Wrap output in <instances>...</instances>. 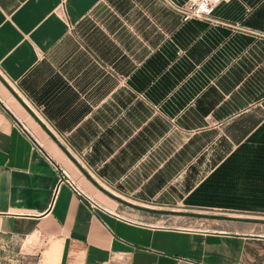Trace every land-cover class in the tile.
<instances>
[{"label":"crops","instance_id":"0c3cea01","mask_svg":"<svg viewBox=\"0 0 264 264\" xmlns=\"http://www.w3.org/2000/svg\"><path fill=\"white\" fill-rule=\"evenodd\" d=\"M211 25L163 0H0V264H264V209L187 213L225 210L203 204L222 187L264 195L227 161L264 129V93L236 107V89L264 80L187 79Z\"/></svg>","mask_w":264,"mask_h":264},{"label":"rangeland","instance_id":"374dc122","mask_svg":"<svg viewBox=\"0 0 264 264\" xmlns=\"http://www.w3.org/2000/svg\"><path fill=\"white\" fill-rule=\"evenodd\" d=\"M108 11H110V9H108ZM93 16L92 22L96 25V22L99 21V17L95 14ZM215 18L219 22H214L211 26H213V28L219 26L221 27V30H215L214 32L210 30V32L213 33L214 37L216 36L219 39V45L217 46L215 38L213 36L211 37L213 39L212 45H214V49L217 50V53H215L214 56L210 55L203 65L199 64L197 66V71L190 73L187 76V79L192 81L189 82L192 84L196 79L218 81L219 79L223 80V77L227 75L231 77L234 76L233 81L244 79L245 81H251L252 83L256 81L258 84L260 80L263 82L264 76H262L259 71L261 69L264 70V0H227L219 6ZM79 31L80 33L78 32L77 34L74 33L70 35L71 45L66 48L70 49L75 45L80 46L79 43H82V40H80L82 37L81 33L83 32L81 30ZM203 32H206V30ZM229 38L232 41H229ZM202 66H204V72H201V68H203ZM255 85H253L252 88L247 86L245 88L242 87L236 89V97L232 99V104L236 107L243 106L244 104H247V102L259 98L264 93V89L255 87ZM191 89L192 90H187V97L189 100L192 99L191 93L194 91L193 88ZM141 97L144 98L143 95H141ZM156 108L158 111L159 108ZM263 113L264 110L261 105L254 106L249 111L251 116L257 117H260ZM253 123L252 120V124ZM245 126H248V122L242 120L238 123L237 128L244 129ZM216 127L222 131L224 128L226 129L228 125H216ZM243 139L244 138H241V140ZM262 146L264 147V133L262 135L259 134L258 136L248 137L237 147L238 150H236L239 153L234 159L238 160V162L252 159V154H259ZM191 154V152L188 153V158H190ZM254 160H259V158L257 159V157H254ZM261 160L264 162V155ZM240 171L243 172L244 170ZM247 177H249V175ZM253 179L254 178H252V180ZM262 182H264V180H262ZM245 186H247V188H245ZM222 188L223 189L220 190V196H223L224 199L230 200H214L218 196L217 191L209 196L212 199L203 201V204L222 207L225 208V210L216 211V213H203L205 215H202V213H196L195 211H187L191 217L189 219L199 221L202 219H228L239 216L235 214L259 215L258 211L264 209V195L263 193L260 195L258 189H253V187L250 188L249 185H242V187H237L234 190L231 189V191L228 187ZM235 191L236 194L234 196L238 199L231 200V196H233L232 192ZM259 196L262 198H259ZM174 202L176 201L171 199L170 202L167 203ZM231 207L241 209V211L234 212L233 210L228 209ZM176 208L180 207L178 206Z\"/></svg>","mask_w":264,"mask_h":264},{"label":"built area","instance_id":"2783aa9c","mask_svg":"<svg viewBox=\"0 0 264 264\" xmlns=\"http://www.w3.org/2000/svg\"><path fill=\"white\" fill-rule=\"evenodd\" d=\"M163 1L171 6L173 10L178 12L184 21L196 18L214 23L219 22L215 18L217 9L227 0H186L182 4L176 3L174 0ZM64 182H66L75 192L81 194V190L73 180L67 178V176L61 175L60 183ZM20 264H35V262L31 258L23 256L21 257Z\"/></svg>","mask_w":264,"mask_h":264},{"label":"trees","instance_id":"16d2710c","mask_svg":"<svg viewBox=\"0 0 264 264\" xmlns=\"http://www.w3.org/2000/svg\"><path fill=\"white\" fill-rule=\"evenodd\" d=\"M263 131V132H262ZM264 133V130L261 129V131H257V133L251 137L254 136H258L259 134L262 135ZM238 150V149H237ZM237 150L228 158L227 161H232V162H236V163H241L238 162V160L234 159L236 158V155H238L239 152H237ZM263 153V154H262ZM252 154V153H251ZM264 155V147L262 146V148H260L259 154H252L253 158L249 159V160H244V161H250L252 162V169L247 170V173L249 174V176H251L252 178H257L259 179V175L261 177V180H264V173H263V169H264V162L263 160H261L262 156ZM254 157H257V159L259 158V160H254ZM226 164V163H225Z\"/></svg>","mask_w":264,"mask_h":264}]
</instances>
